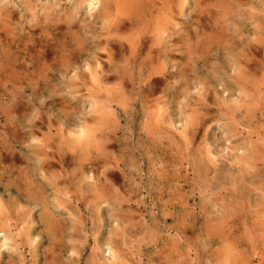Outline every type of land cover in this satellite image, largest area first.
I'll use <instances>...</instances> for the list:
<instances>
[{"label": "clouds", "instance_id": "9594fccd", "mask_svg": "<svg viewBox=\"0 0 264 264\" xmlns=\"http://www.w3.org/2000/svg\"><path fill=\"white\" fill-rule=\"evenodd\" d=\"M0 264H264V0H0Z\"/></svg>", "mask_w": 264, "mask_h": 264}]
</instances>
